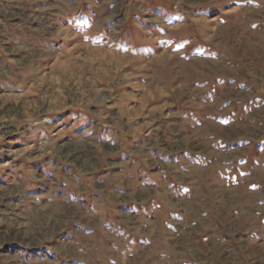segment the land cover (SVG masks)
I'll list each match as a JSON object with an SVG mask.
<instances>
[{
  "label": "rangeland",
  "instance_id": "obj_1",
  "mask_svg": "<svg viewBox=\"0 0 264 264\" xmlns=\"http://www.w3.org/2000/svg\"><path fill=\"white\" fill-rule=\"evenodd\" d=\"M0 264H264V0H0Z\"/></svg>",
  "mask_w": 264,
  "mask_h": 264
}]
</instances>
